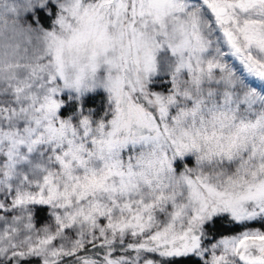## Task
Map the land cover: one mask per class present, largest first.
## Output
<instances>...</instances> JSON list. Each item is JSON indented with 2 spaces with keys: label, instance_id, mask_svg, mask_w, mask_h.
Here are the masks:
<instances>
[{
  "label": "snow or ice",
  "instance_id": "snow-or-ice-1",
  "mask_svg": "<svg viewBox=\"0 0 264 264\" xmlns=\"http://www.w3.org/2000/svg\"><path fill=\"white\" fill-rule=\"evenodd\" d=\"M0 264H264V0H0Z\"/></svg>",
  "mask_w": 264,
  "mask_h": 264
},
{
  "label": "trees",
  "instance_id": "trees-1",
  "mask_svg": "<svg viewBox=\"0 0 264 264\" xmlns=\"http://www.w3.org/2000/svg\"><path fill=\"white\" fill-rule=\"evenodd\" d=\"M100 99V103H101V97H96ZM100 105L98 103V106L96 105V107L98 108ZM37 216H36V221H37V225L38 226H42L43 224L47 223L49 221V210L46 206H39L37 207Z\"/></svg>",
  "mask_w": 264,
  "mask_h": 264
},
{
  "label": "rangeland",
  "instance_id": "rangeland-1",
  "mask_svg": "<svg viewBox=\"0 0 264 264\" xmlns=\"http://www.w3.org/2000/svg\"><path fill=\"white\" fill-rule=\"evenodd\" d=\"M98 103H99V105H100V99L99 98H96L95 99V107H96V105L98 106ZM37 207H39V206H37ZM47 207V206H46ZM49 222V221H48ZM47 222V223H48Z\"/></svg>",
  "mask_w": 264,
  "mask_h": 264
}]
</instances>
